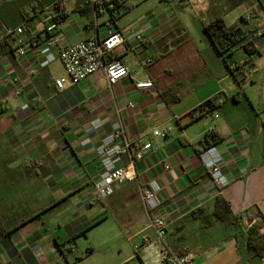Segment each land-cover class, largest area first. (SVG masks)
<instances>
[{
  "label": "crops",
  "instance_id": "crops-1",
  "mask_svg": "<svg viewBox=\"0 0 264 264\" xmlns=\"http://www.w3.org/2000/svg\"><path fill=\"white\" fill-rule=\"evenodd\" d=\"M56 1L0 0V36L4 29L29 23L25 8L30 3L49 6ZM132 1L121 0L112 12L106 9L95 17L91 0H66L61 22L62 46L91 36L104 38L109 32L128 39L113 55L131 76L113 87L100 70L76 85L66 81L64 90H57L55 80L66 74L51 70L56 63L63 70L59 61L39 68L47 52L40 43L24 38L26 55L20 57L11 40L5 39L12 50L3 45L5 40L0 42V175L17 174L22 181L0 185L13 189L9 198L0 190V222H11L6 228L0 224V264H74L70 258L77 239L107 223L129 241L138 240L141 248L138 255L115 264L137 259L138 264H157L161 246L155 245L140 198L149 180L162 187L161 213L172 252L191 253L196 264L264 263L247 249L251 221L259 232L264 228V132L245 108L255 109L254 86L264 81V5L259 3L256 10L253 0L174 2V7L196 11L199 20L193 24L181 21L174 8L134 14ZM237 5H246L244 15L235 14ZM113 18L114 26L107 27ZM216 18L246 37L262 30L256 51L248 55L236 47L220 55L205 32ZM39 22L32 23L34 32L41 28ZM138 34L153 42L137 43ZM248 60L254 65L251 81L241 83L228 65ZM147 81L152 89L136 87ZM212 99L218 118L190 116ZM95 118L101 122L98 129L92 127ZM116 125L127 140L151 142L152 149L136 163L137 179L101 200L93 187L102 172L97 149ZM166 127L172 129L166 138L153 136L155 129ZM212 128L228 181L223 190L213 186L200 159ZM87 252L85 258L94 250Z\"/></svg>",
  "mask_w": 264,
  "mask_h": 264
},
{
  "label": "built area",
  "instance_id": "built-area-1",
  "mask_svg": "<svg viewBox=\"0 0 264 264\" xmlns=\"http://www.w3.org/2000/svg\"><path fill=\"white\" fill-rule=\"evenodd\" d=\"M169 3L181 0H166ZM93 14L97 17L103 14L105 10H114L121 0H91ZM66 0H57L49 6H41L37 2H32L25 8V14L29 19L27 25L17 27L15 29H4L0 36V42L5 39L11 40L16 45V53L20 57H25V40L30 41L33 45L40 43L45 51H47L39 61V68H46L55 61H59L66 78L55 80L54 84L57 90H64L66 81L71 84H79L89 76L102 70L105 72L106 81L109 87L115 86L121 80L131 76L128 67L119 59L115 58L113 53L119 47H126L128 39L119 32H109L104 38L91 36L87 40L79 42L71 46H62L61 42V22L66 17ZM39 19L41 28L34 32L32 23ZM106 26L112 28L114 23L108 20ZM263 36L262 30L255 31L249 39L260 38ZM137 43L146 45L153 42L150 36L138 34L135 36ZM233 74H240L243 83L251 81L252 69L254 65L252 61H243L241 63H231ZM35 70L32 71L34 73ZM10 82H5L9 84ZM138 89H152L154 87L151 81L137 83ZM18 94V93H16ZM203 105V104H202ZM201 105V106H202ZM28 108L25 106L24 109ZM129 109L134 108L133 103L128 104ZM200 106L195 110L197 113H205L206 117L218 118L215 115L216 110L205 109L199 111ZM194 111V110H193ZM92 127L98 129L101 122L98 118L92 121ZM171 127L164 130L155 129L154 137L166 138L171 132ZM217 135L216 128L208 131L206 148L200 154V159L208 170L211 183L218 190L227 187L228 181L222 173L223 157L217 149L216 145H211ZM210 143V144H209ZM152 149L151 142H143L141 139L134 141L127 140L124 136L121 126L116 125L111 134H109L97 149V153L101 160L102 172L99 178L94 182V191L98 198L106 200L112 197L115 190L129 182L137 179L136 163L143 160ZM169 169L168 166L165 167ZM162 187L156 180H149L140 192V198L144 209L148 216V228L155 236V245L161 246L156 251L157 264H196L195 256L191 253L178 255L172 252L166 245L168 234V225L165 217L161 213L163 201L160 196ZM254 222L248 226L251 227ZM261 235H264V228L261 229ZM138 255L141 251L139 246H134ZM128 264V263H122ZM264 264V263H263Z\"/></svg>",
  "mask_w": 264,
  "mask_h": 264
},
{
  "label": "rangeland",
  "instance_id": "rangeland-1",
  "mask_svg": "<svg viewBox=\"0 0 264 264\" xmlns=\"http://www.w3.org/2000/svg\"><path fill=\"white\" fill-rule=\"evenodd\" d=\"M138 1V2H135ZM132 1L134 4L133 12L134 14H142L156 8L167 9L174 8L175 14L179 17L184 23H195L199 20V17L196 14V11L192 7H188L186 10L174 7L175 3H169L166 0H135ZM251 1V0H248ZM255 3L256 10L260 9L259 3L264 5V0H253ZM138 3V4H137ZM237 11L235 14L241 13L244 15L246 13V5H237ZM239 54H243V51H239ZM237 57V56H236ZM56 69V70H55ZM51 70L56 71L57 73H63L60 65L58 63L51 65ZM254 97H255V109L245 106L248 113L252 116L251 120H255V124L259 126L264 132V81L259 82L254 86ZM215 120L211 117H206L205 120ZM12 181L13 184H22V181H19L17 174H1L0 175V185L3 187L2 182ZM11 185H5V188H0L3 190L1 195H6L7 198L12 196L13 189H10ZM2 222H0L1 224ZM11 222H4V227H9ZM138 244V240L129 241L128 237L123 236L119 233V230L110 226L108 223L104 224L91 233L89 232L86 238L81 237L76 241V250L74 255L71 256V261L74 264H115L121 258L127 255L135 254L134 245ZM87 249H93L94 253L89 257L87 256ZM80 261V262H79ZM130 261V260H129ZM138 259L135 262L130 264H138Z\"/></svg>",
  "mask_w": 264,
  "mask_h": 264
},
{
  "label": "trees",
  "instance_id": "trees-1",
  "mask_svg": "<svg viewBox=\"0 0 264 264\" xmlns=\"http://www.w3.org/2000/svg\"><path fill=\"white\" fill-rule=\"evenodd\" d=\"M112 22L115 23V18L112 19ZM205 32L208 35L212 45L220 55L231 54L233 52V49L236 47H242L248 55H251L256 51V38L249 39V37H246L245 34L240 30L228 29L221 18L212 20L205 27ZM3 45H6L9 50H12V47L9 44L8 40H5L3 42ZM228 68L233 73L230 65H228ZM234 75L241 76L240 74ZM241 83L243 82L241 81ZM207 108L211 111L216 109L215 99H212L200 106V109L202 111ZM190 116L206 117V114H198L197 111L194 110L190 113ZM207 137L208 136H206V139ZM212 140L213 141L211 142V145H216L219 141V138L216 135L214 138H212ZM207 143L208 142L206 141V144ZM249 221H251V218H249ZM247 249L250 253L254 254L255 257L261 260L264 259V236L260 234L257 224H253L248 228Z\"/></svg>",
  "mask_w": 264,
  "mask_h": 264
}]
</instances>
